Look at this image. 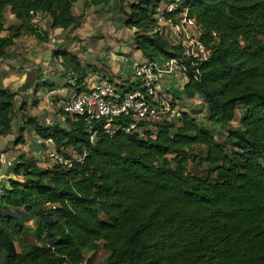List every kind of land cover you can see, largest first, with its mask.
Here are the masks:
<instances>
[{
    "label": "trees",
    "instance_id": "trees-1",
    "mask_svg": "<svg viewBox=\"0 0 264 264\" xmlns=\"http://www.w3.org/2000/svg\"><path fill=\"white\" fill-rule=\"evenodd\" d=\"M79 1L0 0V60L11 58L24 34L46 41L49 33L31 25V11L45 13L51 30L80 27ZM118 1L147 60H179L186 68L177 99H203L207 121L231 130L220 142L189 111L155 123L145 138L126 133L128 116L114 121L113 137L103 123L64 114L65 126H46L25 116L16 142L36 135L66 158L86 157L66 168L17 156L12 169L21 180H9L0 199V264H85L102 244L109 247L105 264H264V0H182L165 13L177 21L186 10L202 28L212 53L196 67L158 30L165 0ZM8 9L19 26L6 28ZM57 55L78 93L88 91L93 67L66 51ZM15 96L0 82V137L12 135Z\"/></svg>",
    "mask_w": 264,
    "mask_h": 264
},
{
    "label": "crops",
    "instance_id": "crops-1",
    "mask_svg": "<svg viewBox=\"0 0 264 264\" xmlns=\"http://www.w3.org/2000/svg\"><path fill=\"white\" fill-rule=\"evenodd\" d=\"M87 1L89 2L80 0L75 4L74 14L82 16L80 27L70 31L51 30L49 23L46 24L48 19H45L38 29L40 33H49L45 42L40 41L33 33L24 34L9 49L11 58L0 60V82L16 94L15 107L19 111L12 135L0 137L2 186L16 178L12 163L19 154L30 155L33 153L32 148H36L32 156L37 157L43 155L45 149H54L51 141H41L36 135L26 137L25 145L16 146L18 128L25 116L37 117L46 126L66 125L60 103L73 98L78 90L72 84V74L63 66V59L57 55L59 51H66L84 65L95 69L86 80V88L96 85L103 75L100 71H105L120 88L127 87L133 84V65L147 61L136 47L134 32L125 25L126 18L124 20L120 17V22L113 25L109 21L108 11L106 12L111 6L86 8ZM8 13L9 27L19 26L20 23L11 10ZM7 35L8 33H4V36ZM164 83L166 91L179 95L188 79L182 73H176L164 77ZM3 159L9 164L4 163ZM41 161L44 162V157ZM45 166H50V163Z\"/></svg>",
    "mask_w": 264,
    "mask_h": 264
},
{
    "label": "built area",
    "instance_id": "built-area-1",
    "mask_svg": "<svg viewBox=\"0 0 264 264\" xmlns=\"http://www.w3.org/2000/svg\"><path fill=\"white\" fill-rule=\"evenodd\" d=\"M165 1V7H162L155 16L159 22L158 30L172 46L183 50L185 56L191 59L193 66L206 62L212 51L203 42L204 33L196 19L189 18L186 10L177 21L167 19L165 13H174L182 0ZM30 15L31 25L38 30L44 23L46 14L31 11ZM176 73H182L187 78L186 68L179 60L162 63L147 60L144 63H136L132 67L131 75L135 86L133 91L122 92L114 79L103 74L94 87L61 102L60 108L71 120L82 118L88 124L103 123L101 129L109 137H113L119 130L114 121L123 116L131 117L133 123L126 129V133L129 135L137 133L141 138H145V131L150 130L152 125L162 121H175L184 112L181 99L166 91L164 86V77ZM74 83L75 81H72V84ZM95 137L96 134L92 133V143L95 142ZM43 157L46 164L51 162L50 165L72 168L74 162L84 160L86 154L82 157L75 155L70 159L53 149ZM3 162L9 164L5 159ZM5 192L4 186L0 185V199Z\"/></svg>",
    "mask_w": 264,
    "mask_h": 264
},
{
    "label": "rangeland",
    "instance_id": "rangeland-1",
    "mask_svg": "<svg viewBox=\"0 0 264 264\" xmlns=\"http://www.w3.org/2000/svg\"><path fill=\"white\" fill-rule=\"evenodd\" d=\"M163 8L165 7V5L162 6ZM127 11L128 10V5L127 7H125ZM10 10L8 9L7 13L5 14V25L6 27L10 26V22H9V12ZM108 11L109 13V21L111 24L115 25L116 22H120L119 18L122 17L125 20V16L123 15L122 11H121V5L120 2L118 0H115L114 3L111 5L110 10H106V12ZM49 22L46 21V24H48ZM93 71H95V69L93 68ZM101 74H107L105 71H100ZM99 73V74H100ZM108 75V74H107ZM76 89L78 90V88L76 87ZM181 102V106L184 109V111H189L191 114H193L197 119H198V123L199 125L206 129V130H211L213 132V134H215L216 138L218 141L220 142H224L226 140V136L228 135L229 131L231 130V127H226V128H220V127H216L213 126L209 121H207V109L206 106L203 102V99L201 98H197L195 100H180ZM232 126L238 127L239 126V121H236L232 124ZM16 140H17V136H16ZM20 142H16V146L19 144ZM34 151H36V148L33 149L32 148V152L34 153ZM42 152V151H41ZM43 155L46 154V152H48L47 149L43 150ZM33 153H31L30 155H32ZM35 155V154H34ZM42 154H40V156H37L39 159V162L41 163V165L45 166V162L41 161ZM36 157V156H34ZM51 164V162H49ZM201 166V165H200ZM196 168H198V165L196 166ZM16 180H21L20 177L15 178ZM109 254V247H107L105 244H102L101 249L97 252H88L86 254L87 257V262L85 264H105L106 258Z\"/></svg>",
    "mask_w": 264,
    "mask_h": 264
}]
</instances>
